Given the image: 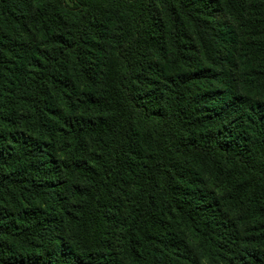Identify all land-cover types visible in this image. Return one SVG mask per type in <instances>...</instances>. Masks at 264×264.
Listing matches in <instances>:
<instances>
[{"label":"trees","instance_id":"16d2710c","mask_svg":"<svg viewBox=\"0 0 264 264\" xmlns=\"http://www.w3.org/2000/svg\"><path fill=\"white\" fill-rule=\"evenodd\" d=\"M0 264H264V0H0Z\"/></svg>","mask_w":264,"mask_h":264}]
</instances>
